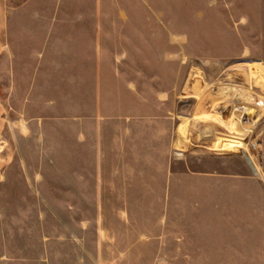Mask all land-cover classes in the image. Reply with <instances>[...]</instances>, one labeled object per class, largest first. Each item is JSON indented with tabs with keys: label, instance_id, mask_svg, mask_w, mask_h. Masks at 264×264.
Masks as SVG:
<instances>
[{
	"label": "rangeland",
	"instance_id": "374dc122",
	"mask_svg": "<svg viewBox=\"0 0 264 264\" xmlns=\"http://www.w3.org/2000/svg\"><path fill=\"white\" fill-rule=\"evenodd\" d=\"M220 175L264 178V0H0V264H264Z\"/></svg>",
	"mask_w": 264,
	"mask_h": 264
},
{
	"label": "crops",
	"instance_id": "0c3cea01",
	"mask_svg": "<svg viewBox=\"0 0 264 264\" xmlns=\"http://www.w3.org/2000/svg\"><path fill=\"white\" fill-rule=\"evenodd\" d=\"M218 179H231L232 181H235V183H238V186H235V190L237 189V193L240 191L245 192L246 191V198L248 201V207H249V215H248V221L250 225H253V229L257 230L259 229L260 224H264V178L255 177V176H248V177H241V176H224L220 175L217 176ZM173 179V176L165 177V182H167V186L165 187L168 193V198L173 194V185L171 181ZM240 183L245 184V186L240 187ZM234 188V187H233ZM235 190L230 191L231 194L234 196L223 198V202H221L216 209V214L220 215V218L217 219V225H220L222 229H227L229 225L235 226V228H239L237 226V216H236V210H235ZM172 198V197H171ZM208 222V220H207ZM209 224V222H208ZM227 226V227H226ZM163 239V237H162ZM159 240L161 238L159 237ZM164 241V240H163ZM164 243V242H163ZM166 246L162 244V248L160 246V251L164 252V249H166ZM170 258H168V255L166 254H158L157 255V262H170Z\"/></svg>",
	"mask_w": 264,
	"mask_h": 264
},
{
	"label": "bare ground",
	"instance_id": "6f19581e",
	"mask_svg": "<svg viewBox=\"0 0 264 264\" xmlns=\"http://www.w3.org/2000/svg\"><path fill=\"white\" fill-rule=\"evenodd\" d=\"M249 158H250V156H249ZM250 163H251L252 167L254 168V171H256V173L259 174V170H258L257 166L255 165V163L252 160L250 161Z\"/></svg>",
	"mask_w": 264,
	"mask_h": 264
}]
</instances>
